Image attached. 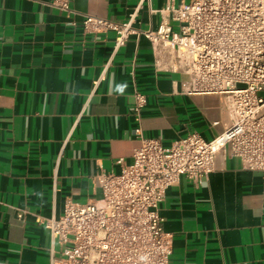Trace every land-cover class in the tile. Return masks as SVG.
Returning <instances> with one entry per match:
<instances>
[{"label": "crops", "instance_id": "obj_1", "mask_svg": "<svg viewBox=\"0 0 264 264\" xmlns=\"http://www.w3.org/2000/svg\"><path fill=\"white\" fill-rule=\"evenodd\" d=\"M51 1L0 0V264H49L37 217L61 215L68 198L98 200L97 173L130 164L140 134L169 147L192 131L212 139L230 122L224 94L188 93L181 74L154 69L144 35L114 52L113 31L84 30L85 15L125 21L138 0H71V12ZM160 20L146 6L136 26ZM160 214L174 238L170 264H264V172L226 149L201 183L182 176L170 187Z\"/></svg>", "mask_w": 264, "mask_h": 264}, {"label": "built area", "instance_id": "obj_2", "mask_svg": "<svg viewBox=\"0 0 264 264\" xmlns=\"http://www.w3.org/2000/svg\"><path fill=\"white\" fill-rule=\"evenodd\" d=\"M70 1L51 4L71 12ZM146 6L161 14L156 29L136 26ZM83 27L89 33L113 31L114 52L132 35H144L152 45L154 69L181 74L188 93L224 94L230 122L212 139L192 131L169 147L140 134L130 164L120 172L97 173L98 200L68 198L61 215L37 217L50 232L49 264H170L174 238L160 214L170 187L182 176L201 183L224 149L245 169L264 172V0L179 5L167 0L160 9L152 8L151 0H138L125 21L85 15ZM135 95L133 110L140 122L146 100Z\"/></svg>", "mask_w": 264, "mask_h": 264}]
</instances>
